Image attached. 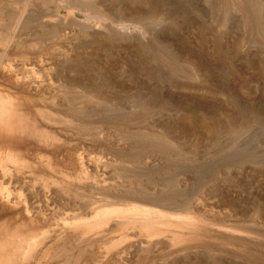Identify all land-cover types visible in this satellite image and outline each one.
<instances>
[{
	"label": "rangeland",
	"instance_id": "obj_1",
	"mask_svg": "<svg viewBox=\"0 0 264 264\" xmlns=\"http://www.w3.org/2000/svg\"><path fill=\"white\" fill-rule=\"evenodd\" d=\"M0 95L15 264H264V0H0Z\"/></svg>",
	"mask_w": 264,
	"mask_h": 264
},
{
	"label": "bare ground",
	"instance_id": "obj_2",
	"mask_svg": "<svg viewBox=\"0 0 264 264\" xmlns=\"http://www.w3.org/2000/svg\"><path fill=\"white\" fill-rule=\"evenodd\" d=\"M235 1V0H234ZM245 2V1H244ZM238 3V2H237ZM254 3V2H253ZM235 4V3H234ZM246 4V3H245ZM256 4V3H255ZM240 5V4H239ZM242 5V4H241ZM257 6H258V4H256ZM246 11V10H245ZM249 12V11H248ZM1 96V95H0ZM1 98V97H0ZM0 108H2V107H0ZM6 109V108H5ZM14 109V108H13ZM13 112V111H12ZM40 112H41V114H42V116H43V118H44V120H46V119H48L49 120V118H51V114H50V112H48V111H45L44 109L42 110H40ZM52 112V111H51ZM4 113V112H3ZM3 113H1L0 112V125L2 124L3 125V127H7V125L8 126H11V125H9V123L10 124H12V120H10V118H11V116L10 117H8V118H5V116H4V114ZM13 114V113H12ZM56 117V116H55ZM15 118H17V116L15 115ZM18 118H20V117H18ZM57 119V118H56ZM18 120V119H17ZM12 121V122H11ZM20 122V121H19ZM14 124V123H13ZM15 124H16V127H15V125H14V127L15 128H13V125L11 126L12 127V130L14 129V131H16L15 129L17 128V125H18V123H16L15 122ZM2 125H1V127H2ZM1 127H0V129H1ZM2 127V128H3ZM5 127V128H6ZM21 127V126H20ZM5 128H4V130L3 129H1V131L3 130V131H5ZM9 128V130H10V127H8ZM8 128L6 129L7 131H8ZM27 129V128H26ZM42 129V128H41ZM39 130V129H38ZM27 132V131H26ZM29 134V133H28ZM40 134V133H39ZM164 134V133H163ZM33 136V135H32ZM45 136V135H44ZM162 139V138H161ZM139 152V151H138ZM1 155V154H0ZM6 158H7V156L6 155H4ZM2 157V158H5V157ZM9 156V160H13V159H15V155L14 156H12L11 154H9L8 155ZM17 156V155H16ZM123 156V155H122ZM1 157V156H0ZM5 158V159H6ZM18 158V157H17ZM16 158V159H17ZM15 159V160H16ZM26 159V158H25ZM4 160V159H3ZM7 160H8V158H7ZM47 160H49V159H47ZM47 160H46V162H47ZM0 161H2L1 159H0ZM6 161V160H5ZM5 161H3V162H5ZM10 161V162H11ZM13 162H17V160L16 161H14L13 160ZM22 162V161H21ZM46 162H45V164H46ZM0 163H2V162H0ZM27 163V162H26ZM49 163V162H48ZM14 164V163H13ZM23 164V163H22ZM27 165H28V163H27ZM26 165V166H27ZM48 165V164H47ZM59 165V164H58ZM58 165H57V167H58ZM0 166L2 167L1 168V170L3 169V170H6V166L4 165V163H2V164H0ZM15 166V165H14ZM18 166V165H17ZM17 166H15V167H17ZM20 166V165H19ZM25 166V167H26ZM20 168H23V166L22 167H20ZM8 169H10V168H8ZM18 169H19V167H18ZM61 169V168H60ZM22 170V169H21ZM0 172H2V171H0ZM4 172V171H3ZM9 172V171H8ZM0 174H2V173H0ZM4 175V174H3ZM2 175V176H3ZM4 176H6V175H4ZM2 187V186H1ZM0 187V188H1ZM5 192V191H4ZM2 193V191H1V189H0V194ZM4 195V194H3ZM10 196V195H9ZM1 197V196H0ZM5 197V196H4ZM140 199V198H139ZM7 200V199H6ZM12 200V199H11ZM138 200V199H137ZM143 200V199H142ZM144 201H146V200H144ZM10 202V201H9ZM12 202V201H11ZM132 202H135V201H133L132 200ZM9 204H14V203H9ZM130 204H132V203H130ZM154 204V203H153ZM173 204V203H172ZM151 205H152V203H151ZM169 205H170V202H169ZM15 206V205H14ZM159 206V205H158ZM165 206H167V205H165ZM176 206V205H175ZM178 206V205H177ZM176 206V207H177ZM171 207V206H170ZM166 208V207H165ZM174 208V207H173ZM10 232V231H9ZM14 232H16V231H14ZM20 233V232H19ZM11 234H12V232L9 234H6V236L8 235V237H6V239H1L0 240V264H15L18 260H19V258H21L22 259V247H24L23 246V240H24V238H23V240H19V239H14L15 237V235L14 236H11ZM10 235V236H9ZM17 235H19L18 233H17ZM16 235V236H17ZM29 235V234H28ZM24 235H22V237H23ZM5 237H2V238H5ZM20 237V236H19ZM22 237L20 238V239H22ZM25 237H26V235H25ZM18 238V237H17ZM27 238V237H26ZM25 248V247H24ZM23 248V249H24ZM26 251V250H25ZM24 252V251H23ZM26 253V252H25Z\"/></svg>",
	"mask_w": 264,
	"mask_h": 264
}]
</instances>
